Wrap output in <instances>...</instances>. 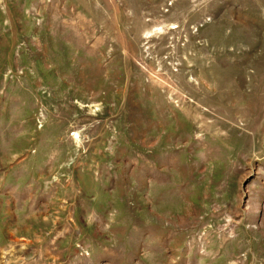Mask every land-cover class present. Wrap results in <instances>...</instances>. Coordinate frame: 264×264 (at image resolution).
I'll return each instance as SVG.
<instances>
[{"label":"rangeland","instance_id":"obj_1","mask_svg":"<svg viewBox=\"0 0 264 264\" xmlns=\"http://www.w3.org/2000/svg\"><path fill=\"white\" fill-rule=\"evenodd\" d=\"M0 264H264V0H0Z\"/></svg>","mask_w":264,"mask_h":264}]
</instances>
